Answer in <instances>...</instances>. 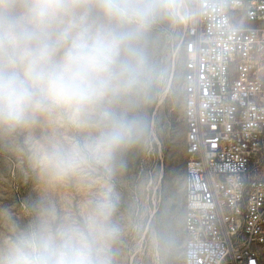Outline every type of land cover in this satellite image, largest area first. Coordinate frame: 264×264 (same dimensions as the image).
Returning <instances> with one entry per match:
<instances>
[{
  "label": "clouds",
  "instance_id": "9594fccd",
  "mask_svg": "<svg viewBox=\"0 0 264 264\" xmlns=\"http://www.w3.org/2000/svg\"><path fill=\"white\" fill-rule=\"evenodd\" d=\"M196 14L186 0H0V153L32 186L0 203V264H116L117 181L149 147L166 79L156 40Z\"/></svg>",
  "mask_w": 264,
  "mask_h": 264
},
{
  "label": "built area",
  "instance_id": "2783aa9c",
  "mask_svg": "<svg viewBox=\"0 0 264 264\" xmlns=\"http://www.w3.org/2000/svg\"><path fill=\"white\" fill-rule=\"evenodd\" d=\"M184 264H264V0H192Z\"/></svg>",
  "mask_w": 264,
  "mask_h": 264
},
{
  "label": "rangeland",
  "instance_id": "374dc122",
  "mask_svg": "<svg viewBox=\"0 0 264 264\" xmlns=\"http://www.w3.org/2000/svg\"><path fill=\"white\" fill-rule=\"evenodd\" d=\"M186 2L193 5L192 0ZM185 22L166 29L156 40L155 54L166 79L147 109L149 147L127 154L125 171L117 181L121 195L117 216L123 231L115 245L116 264H184ZM31 192L14 158L0 153V203L18 204ZM64 195L69 204L79 198L74 190ZM157 236H163L167 244H161Z\"/></svg>",
  "mask_w": 264,
  "mask_h": 264
}]
</instances>
